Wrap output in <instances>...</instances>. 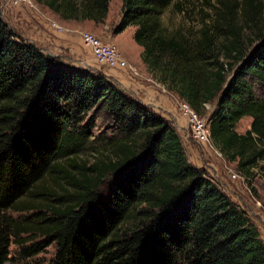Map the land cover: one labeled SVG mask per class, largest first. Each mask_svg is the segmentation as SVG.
<instances>
[{"label":"trees","instance_id":"1","mask_svg":"<svg viewBox=\"0 0 264 264\" xmlns=\"http://www.w3.org/2000/svg\"><path fill=\"white\" fill-rule=\"evenodd\" d=\"M34 1L102 23L110 0ZM171 1L121 0L112 33L133 26L151 76L201 116L212 106L211 143L254 191L253 177L264 179V0H216L210 23L167 32ZM179 131L100 69L47 53L0 16V264L10 244L21 257L52 244L46 264H264L259 227L190 162Z\"/></svg>","mask_w":264,"mask_h":264},{"label":"rangeland","instance_id":"2","mask_svg":"<svg viewBox=\"0 0 264 264\" xmlns=\"http://www.w3.org/2000/svg\"><path fill=\"white\" fill-rule=\"evenodd\" d=\"M120 5L121 0H110L108 3V8L106 12L105 19L102 23H95L97 27L104 34L98 35V37L104 41L106 39L107 34L113 37L116 34L112 33V27L116 24L120 16ZM216 0H172L169 5L163 8L160 14V21L162 26L166 29L167 32H171L175 28H181L189 31H196L199 29L204 23H210L212 18L214 17L215 7H217ZM0 16L3 21L15 32L19 33L22 37H26L28 32L26 31L27 25L29 26V20L33 19L36 21L37 19H43L48 23L50 21H56L57 23H62L60 18L57 19L56 15L51 13L48 9L41 6L40 4L35 3L34 0H31L30 5H19L17 7H10L5 3V0H0ZM30 16V17H29ZM50 18H55L54 20H50ZM59 22H58V21ZM32 22V21H31ZM50 26V25H49ZM51 27V26H50ZM92 32V31H90ZM133 26H127L123 31H121L120 35L114 38V45H121L123 49H127V43L130 41L133 42L132 39ZM93 33V32H92ZM103 37V38H102ZM27 39V38H26ZM87 49V48H86ZM89 53V52H88ZM91 60L85 61V65L87 68H96L101 71H106V68L103 66H97L92 56L90 55ZM170 93V92H169ZM171 94V101L173 100L174 108H175V97L174 94ZM212 106L210 104H206L202 116H207L208 112L211 110ZM155 109V108H154ZM159 111L158 109H155ZM161 112V111H159ZM176 112V111H175ZM162 113V112H161ZM97 118L95 120V127L93 133L95 134L97 131L101 130L105 124V118L102 112L97 113ZM166 115V114H164ZM178 120L181 121L178 124L183 127V129L179 131L180 139L182 144L187 152L189 160L195 166H201L206 169L209 173H211L215 180L218 181L220 187L227 194V196L242 206L244 209V203H247V195H252L257 198L262 205L264 206V179L259 174H256L251 182V186L254 191L249 189L246 185L245 180L242 181L238 178H230V173L238 172L235 169V164L233 161L226 160L213 146L214 150L208 149L207 151L201 149L200 145L190 136L187 132V129L184 125V120L177 115ZM180 118V119H179ZM250 117L244 116L239 119L234 125V129L238 133H243L249 127ZM176 126V124H174ZM178 126V125H177ZM176 126V128H177ZM180 126L177 128L179 129ZM81 158L91 159L92 151L87 150L82 152L79 155ZM51 181L47 179L44 184H50ZM12 218L16 220H20L22 217L29 216L31 212H9ZM251 222L256 226V221L251 219ZM259 227V225H257ZM260 229V227H259ZM262 234V233H261ZM41 238L37 237L34 241H40ZM29 244L26 242L24 245ZM20 247L15 244H10L8 247V259L4 261L2 264H46L50 261L53 256V245L49 244L44 247L43 250L38 252L35 255L29 257H21L18 254Z\"/></svg>","mask_w":264,"mask_h":264},{"label":"crops","instance_id":"3","mask_svg":"<svg viewBox=\"0 0 264 264\" xmlns=\"http://www.w3.org/2000/svg\"><path fill=\"white\" fill-rule=\"evenodd\" d=\"M56 18L59 19L57 15ZM45 19L47 21L43 19H37L36 21L33 19L29 20L30 24L29 26L27 25L29 28L26 29L28 35L25 38L51 55H56L64 61L86 67L85 61L91 60V54L89 49L81 43L80 32L92 31L95 35L101 36V34H104L102 30L91 20L75 21L60 18L62 23L58 24L62 27V30L57 32L49 26L48 19ZM54 19L50 18V20ZM120 33H117L113 37L107 34L103 42L114 43V38L120 35ZM116 47L122 57L135 67L137 74L131 75L123 69H106L103 73L125 92L135 96L143 103L158 109L162 114H166L176 126L178 125L177 128L180 126L178 130H182L183 127L178 124L181 121L176 117L174 103L173 100L171 101V94L161 83L151 76V73L140 59L141 47L134 41L127 43V49H123L121 45Z\"/></svg>","mask_w":264,"mask_h":264},{"label":"built area","instance_id":"4","mask_svg":"<svg viewBox=\"0 0 264 264\" xmlns=\"http://www.w3.org/2000/svg\"><path fill=\"white\" fill-rule=\"evenodd\" d=\"M10 7L19 5H30L31 0H5ZM49 25L55 31L60 32L62 27L56 21H50ZM81 43L89 49L94 63L106 69L126 70L131 75H136L135 67L129 64L121 55L118 48L111 42H103L97 35L90 31L80 32ZM206 106V104H204ZM175 111L184 120L185 128L190 136L200 145L201 149L214 150L209 136V127L205 116L196 113L185 101L175 99ZM230 178H238L241 181L243 176L231 172ZM248 215L259 225L264 244V206L254 196L247 195V203H244Z\"/></svg>","mask_w":264,"mask_h":264}]
</instances>
